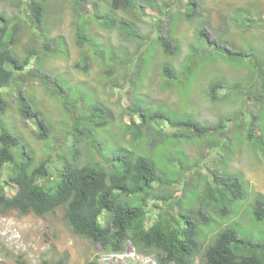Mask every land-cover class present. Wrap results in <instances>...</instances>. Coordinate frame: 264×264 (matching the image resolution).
I'll return each instance as SVG.
<instances>
[{
    "label": "rangeland",
    "instance_id": "374dc122",
    "mask_svg": "<svg viewBox=\"0 0 264 264\" xmlns=\"http://www.w3.org/2000/svg\"><path fill=\"white\" fill-rule=\"evenodd\" d=\"M196 1L197 13L186 19V11L190 12V7L186 5L188 0H147L144 4L146 17L125 10L113 11L108 0H80L79 14L74 8V0H45L42 2L44 24L49 30V40L62 38L66 46L60 50L62 53L58 44H54L49 55L43 56V68L58 81L63 78L65 83L50 84V89L55 92L53 96L44 91L37 80L25 81L21 91L47 123L48 138L41 140L37 136L39 125L34 117L23 119L20 116L17 96L21 83L17 77L10 87L0 90L7 103L5 112L0 110V127L8 128L20 138L33 152L36 163L47 159L50 167L61 168L65 159H69L72 117L90 114V107L99 102L109 109L110 123L105 130L96 132L101 146L90 148L87 144L83 146V141L79 143L83 150L78 160L80 164L100 162L105 169H109L107 158L120 153V148L150 157L167 183L163 186L154 184L153 191L157 196H172V200L180 197L181 210L194 209L204 184L212 183L213 175L222 172L240 177L244 197L231 205L230 214L221 216L211 208L208 210L209 221L200 223L199 240L203 244L194 264H203L205 246L228 226H234L238 236L244 240L264 243V220H256L253 213L255 196L264 198V155L252 150L244 139L245 130L241 129L243 122L248 123L251 115H256V134L262 132L264 135V104L260 98H255L256 90L246 94H229L225 88L218 89L219 95L225 92V97H218L213 102L202 96L204 89L214 81L223 79L233 83L251 79L246 65L232 64L209 43L214 41L218 47H228L231 51L264 54V0ZM237 11L249 14L248 18L255 21L251 28L236 27L232 18ZM0 13L6 19L16 17L21 27L15 46L10 45L14 54L23 59L29 49L35 48L34 58L40 56L42 43L48 42V39L40 35L43 40L39 44V37L35 38V23L31 20L28 4L0 1ZM106 14L135 22L140 36H148L149 40L141 45L140 40H134L126 32L105 28L101 18L108 19ZM78 28L89 39L83 46L76 41ZM203 28L207 35L200 33ZM161 35L176 43L178 49L173 57L163 55L160 46L155 43ZM151 45L154 48L151 56L142 59L140 55L145 50L148 52ZM204 49L211 53L201 54ZM189 51L194 58L192 79L185 80L186 83H182L184 87L179 88L183 85L176 81L168 87L160 73L161 66L168 63L175 70L179 69ZM102 52L107 54L105 65L98 64ZM29 63L28 72L36 68L32 57ZM141 100L150 110L168 108L177 111L175 115L193 113L199 122L206 125L222 122L224 137L217 131L211 139L191 142L167 140L166 144L153 147L147 134H144L132 144L126 125L140 123V113L137 111L132 116L128 108ZM181 107L184 110H180ZM217 141L224 146L223 149L218 151L208 147ZM194 179L198 184L191 187L188 183ZM6 193L11 195L13 191L6 190ZM179 211H174V214ZM106 217L104 214L101 216ZM124 248L125 251L117 259L99 245L72 234L61 210L44 217L21 215L15 210L0 212V264H19L20 259L27 264H41L42 259L52 264L60 261L63 264H157L152 252L138 251L130 242H126Z\"/></svg>",
    "mask_w": 264,
    "mask_h": 264
},
{
    "label": "trees",
    "instance_id": "16d2710c",
    "mask_svg": "<svg viewBox=\"0 0 264 264\" xmlns=\"http://www.w3.org/2000/svg\"><path fill=\"white\" fill-rule=\"evenodd\" d=\"M0 1H9L17 5L22 2L27 3L31 20L35 23V29L33 28L35 38L39 37L37 39L39 44L42 39L40 35L48 39V42L42 43L43 51L36 59L34 58L35 48L29 49L23 59H20L10 47L11 44L15 46L21 31L18 19L16 17L6 19L0 13V90L10 87L16 77L20 80L17 96L19 114L23 119L34 117L39 125L37 136L41 140H46L49 127L32 108L29 99L21 91V86L25 81L37 80L44 91L52 96L55 95V92L50 89V84L65 83V81L63 78L58 81L57 77H52L44 71L43 56L49 55L48 52L53 49L54 44H58L59 51L64 50L66 42L62 38L49 40V30L44 24L43 14L42 2L45 0ZM74 1V8L79 14L81 13L80 0ZM108 1L113 11L125 10L137 13L140 17H146L144 4L147 0ZM186 5L190 7V12L185 13L187 19L197 13V1L188 0ZM248 15L243 14L242 11L234 14L232 19L237 28L253 26L255 21L249 19ZM106 17L108 19L101 18L105 28L109 30L117 28L126 32L134 40H140L141 45L149 40L148 36H140L135 22L116 19L110 14H106ZM200 33L207 35L204 28ZM75 37L78 45L81 46L89 41L86 33L79 28ZM155 43L158 47L160 46L161 53L165 56L173 57L177 52L176 43L167 36H158ZM209 44L221 54L222 58L232 64L246 65L250 69L251 79L247 82L243 80L233 83L223 79L214 81V84L204 89L203 98L210 102L218 97L224 98V91L221 95L217 92L218 89L224 88L230 92L229 94H246L256 90L258 93L255 98H260L264 104V54L231 51L228 47H218L214 41ZM149 47L148 52L145 50L140 55L142 59L151 56L154 48L152 45ZM193 48L191 46V49ZM104 53H101L98 64L105 65L107 54ZM190 53L191 51L188 52L184 65L179 69L175 70L168 63L161 66L160 73L168 87L174 81L183 85L182 83H186L185 80L192 79L194 58ZM204 53H211V51L204 49L201 54ZM31 57L35 60L36 68L28 72ZM107 71L109 72L110 69ZM6 109L7 103L0 93V110L5 112ZM90 109V114L76 115L71 119L72 141L68 144L69 159H65L61 168L50 167L47 159L36 163L33 152L22 143L20 138L8 128L0 127V212L15 210L21 215L33 214L44 217L61 210L62 218L72 234L86 239L93 245H99L108 253H123L124 244L130 242L138 251L154 253L157 264H194L200 246L203 244L199 240L200 223L206 224L209 221L208 210L211 208L216 209L221 216L229 215L231 205L244 197L243 180L238 176L226 175L222 172L215 174L212 183L204 184L194 209L182 208L181 210L180 197L172 200V196H157V193L153 191L154 184L163 186L167 183L150 157L120 148V153L107 158L110 164L109 169H105L100 162L90 161L80 164L78 160L83 150L79 143L83 141L85 142L83 146L87 144L86 146L89 145L90 148L101 146L102 143L97 139L96 132L105 130L110 123V111L107 106L96 102ZM180 110H184V107ZM128 111L132 116H135L137 111L140 113L138 117L140 123L133 122L126 125L132 144L140 140L144 134H147L153 147L166 144L167 140L191 142L211 139L215 137L211 135L217 131L224 137L221 131L222 122L218 125H206L199 122L193 113L182 112L181 115H175L178 112L168 108L150 110L142 100L135 101ZM257 118L256 115H251L250 121L243 122L241 129L245 130L244 139L252 150L264 155V135L262 132L257 135L254 128ZM164 121L170 130H167ZM218 141L210 143L208 147H214L218 151L223 149L224 146ZM194 180L188 185L196 187L198 183L196 179ZM6 190H12L13 193L9 195ZM255 198L254 217L256 220H264V198L261 196ZM178 210H180L178 214H174V211ZM103 214L107 216L106 219L101 218ZM18 263L27 264L21 259ZM202 263L264 264V243L244 240L238 236L234 226H228L219 231L213 241L207 247L205 246ZM41 264L52 263L42 259ZM56 264L63 263L60 261Z\"/></svg>",
    "mask_w": 264,
    "mask_h": 264
},
{
    "label": "built area",
    "instance_id": "2783aa9c",
    "mask_svg": "<svg viewBox=\"0 0 264 264\" xmlns=\"http://www.w3.org/2000/svg\"><path fill=\"white\" fill-rule=\"evenodd\" d=\"M117 259H119L121 257V255L117 254V255H114Z\"/></svg>",
    "mask_w": 264,
    "mask_h": 264
},
{
    "label": "clouds",
    "instance_id": "9594fccd",
    "mask_svg": "<svg viewBox=\"0 0 264 264\" xmlns=\"http://www.w3.org/2000/svg\"><path fill=\"white\" fill-rule=\"evenodd\" d=\"M256 196H258V195H256ZM256 196H255V197H256ZM113 255H117V254H113ZM119 255H121V253H120Z\"/></svg>",
    "mask_w": 264,
    "mask_h": 264
}]
</instances>
